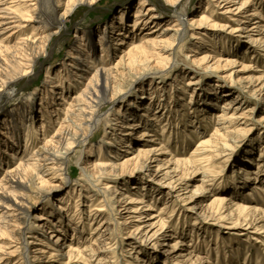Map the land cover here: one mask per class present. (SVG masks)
I'll return each instance as SVG.
<instances>
[{
	"label": "bare ground",
	"instance_id": "obj_1",
	"mask_svg": "<svg viewBox=\"0 0 264 264\" xmlns=\"http://www.w3.org/2000/svg\"><path fill=\"white\" fill-rule=\"evenodd\" d=\"M98 1L100 0H0V264H8L15 257V264H75L77 261H88L90 258H87L84 251H91L93 256L97 255V251L89 248L87 244L83 245L82 249L77 246L80 239H85L84 234L88 230L84 216H89L91 224L94 218L96 220L110 208L112 218L110 215L109 221L102 222L100 228H95L96 231L91 229L93 237L90 243L100 245L102 242L104 247L101 251L114 254L111 260L98 258L97 264H116V259L119 258H116L118 253L115 249L123 245L134 247L136 242L143 240L152 229L159 227L161 230L167 227L163 220L164 214L140 213V205L148 208L147 211H154L155 201H159L162 196L153 195L145 182L138 183L135 176L143 172H148L152 183L168 189L169 194L177 193L178 198L181 197L179 193L188 194L187 197L192 203L197 204L199 199L208 195L207 200L202 203V210L218 215L227 212V216H234L237 222L260 230L259 216H264V210L257 206L245 205L244 198L239 195L241 189L246 188L250 181L255 185L261 183V179L257 177L264 173V161L258 163L259 171L253 174L249 167L251 162L243 160L245 167H241L238 175L245 177L242 178L244 181L240 182L241 187L238 185L241 178L221 174L212 166L224 152L219 145H222L232 132L231 128L239 124L235 109L232 108L233 114L222 111V114L218 115L220 127L215 128L217 131L212 139L201 137L203 132H200V128L206 125L211 110L215 111L218 106L214 100L217 94L212 91L217 92L224 86L218 83L214 84L212 89L205 90L199 81H189L185 85L182 79L187 73L185 67L188 63L175 75L173 83L169 84L170 88H164L162 95L153 92L154 88L149 89L148 94L143 79L147 75L160 72L151 65L157 63V58H168L170 62L166 69H173L178 56L177 48L191 34L195 42L190 46H186L184 42V49L188 52L186 59L192 57L191 64L194 68L213 64L214 71H229L225 77L230 79L229 84L233 86L237 83L233 81V75L236 73L237 81L244 84L239 86L240 89L249 87L250 94L264 98V73L243 77L241 73L251 72L254 67L244 65L233 57L212 56L209 53L212 49L208 47L210 43H220L228 49L238 48L240 43L228 39L233 33H238L239 37L247 38L248 43L264 48V14L258 8L250 10L254 5L253 0H239L237 4L235 0H201L195 5L196 10L203 9L202 4L206 1L204 9L212 6V13L222 7L221 9L227 8L223 10L224 18L226 14H233L235 17L246 19H235L234 22L242 24L233 28L225 38L212 42L210 36L205 34L207 29L213 27L214 30L217 26H224L218 25L212 16L206 14L198 13L197 19L185 20V0H156L160 8L156 7L154 0H140L134 9L130 5L123 6L119 18H116L119 21L112 22L109 35L106 30L99 33V40L95 39L96 34L93 32L76 28L74 38L78 45L74 46L69 55L70 69L64 64L60 68L48 65L47 63L54 59V44L69 29V18L81 6L92 8ZM231 4L232 8L238 5L235 11L228 8ZM167 13L170 17L165 16ZM251 17H258L260 22L247 27ZM163 23L167 24L162 25ZM146 28L149 30L146 36L139 38ZM30 29L32 32L29 35ZM136 37L138 39L132 40ZM120 45L125 48L118 50ZM204 48L207 51L201 57L198 56ZM117 50L119 53H115ZM247 50L244 48L239 51L245 56ZM99 51L110 57L114 52L116 58L113 62L99 61L95 58ZM209 68L208 66L207 69ZM44 70L46 74L41 88L27 95L22 93L17 96L21 92L18 88L22 84H30ZM71 79H78V83L75 84ZM66 80L69 81V87L64 83ZM83 81V88L78 90V84ZM137 83L141 86L136 88L134 94L128 96ZM150 84L152 85V82ZM203 89L205 93L201 94ZM72 91H75V95L71 96L72 100L69 102L66 93ZM223 91L228 96H233L229 95L231 90ZM166 95L170 96L169 102ZM200 97H203L202 105L196 102ZM58 100H62V103ZM119 103H123L124 107H115ZM107 106H111V110L105 117L103 110ZM54 125H59V130L56 134L49 135V130ZM156 126H159L162 132L159 133ZM105 127H110V130L103 131ZM99 132L102 133L103 141L94 139L92 144L87 146L91 136H98ZM165 132H170L171 135L166 137L163 135ZM182 137L188 138L192 143L193 137H201L191 152H186L184 146L181 147V153L187 155H183L184 157L175 153L177 144L185 142ZM173 140L177 141L175 148L171 145ZM75 147H80L81 151L78 160L81 161V157L84 159L80 170L86 177L88 188L96 192L94 186L99 183L101 185L102 180H106L102 183V197L97 198L91 194L90 198L85 196L89 199V205L88 211H83L79 205L83 195L80 192L76 195L79 199L71 208V199L77 191L74 186L69 188L71 193L67 196L68 199L58 198L63 206L54 204L49 207L47 203H43L44 190L58 187L55 183L62 182L65 176H69L67 164ZM94 154L98 155L96 159L92 158ZM205 165L208 166V171ZM197 166L204 167L201 174L198 172L201 168H196ZM189 167L192 169L189 170ZM216 173L220 176L217 179L213 177L212 183L217 182L220 191L214 193L211 192L212 185L197 191L196 185L190 186L185 179H181L185 175L187 181H192L194 174L203 177L207 174L216 176ZM252 174L255 176L252 177ZM199 181L203 183V180ZM81 187L80 191H87L84 185ZM52 189L47 194L53 191ZM261 190L264 192V187ZM37 206H41V213L37 215L36 220H47V225L42 227L43 231L55 239L58 236L53 234V229H49L58 226L54 223L55 219L61 223L66 221V225L70 226V222L78 219V224L75 225L81 229L72 227L75 235L72 239L77 241L68 243L64 252L57 249L55 242L52 244L37 236L35 239L40 241L39 244L26 240L29 213ZM111 220L115 222L113 226L110 224ZM110 228L121 229L122 234L118 236L119 233ZM153 232L154 230L151 234ZM169 238L175 240L176 236L170 235ZM173 243L172 247L175 245ZM30 245L40 247L32 251ZM178 248L174 253L180 256ZM216 248H219V245ZM136 254L135 248L134 251L129 249L128 254L122 257V264L155 262L153 256L140 257Z\"/></svg>",
	"mask_w": 264,
	"mask_h": 264
},
{
	"label": "rangeland",
	"instance_id": "obj_2",
	"mask_svg": "<svg viewBox=\"0 0 264 264\" xmlns=\"http://www.w3.org/2000/svg\"><path fill=\"white\" fill-rule=\"evenodd\" d=\"M140 0H100L96 3V5L92 8L81 6L77 11L69 18V29L67 32H64V34L58 38L55 45V53H54V59L52 61H49L48 65H54V68H60L66 65L69 69L71 64V59L69 58V55L74 48V46H77L76 44V38H74V31L76 28L80 30H88L90 32H93L95 35V39H98L99 33H103L105 30L107 31V35H109L110 32V25L112 22H118L119 20L116 18H119V12L121 8L125 5H130L133 9L137 6ZM201 0H185L184 1V12L183 16L185 17V20L187 19H195L200 14H206L208 16H212V19L215 23L218 25L221 24L224 27L217 26L214 30L212 28H208L207 32L205 34H208L210 36V40L212 42H215L217 40H220L222 38H225V35L230 34L233 30V28H238V24H242L240 22L236 23L234 22L235 19H239L241 21H245L246 19L237 16L235 17L233 14H226V17L224 18L223 10L227 9H217L216 13H212L210 10L212 6H209L208 9H204V6L207 4L206 1L202 4L203 9H195V5L199 3ZM234 1V0H233ZM237 4L240 2L239 0H235ZM254 5L250 7V10L253 11L254 9H259L264 14V0H253ZM154 3L157 8H160L157 1L154 0ZM153 3V4H154ZM232 5H229L228 8L231 9ZM227 6V5H226ZM255 6V8L253 7ZM238 7V5L234 6L232 8V11H235V9ZM216 8V7H215ZM218 8V7H217ZM243 10V9H242ZM64 12V10H63ZM62 12V13H63ZM166 12V11H164ZM237 12V11H236ZM199 13V15H198ZM168 15H165L166 17H170L169 13ZM229 17H232L230 19ZM239 17V18H238ZM196 18V19H197ZM251 20H249V23L247 24V27L250 25H254V23L260 22V19L257 17H251ZM254 19V20H253ZM212 20V21H213ZM253 20V21H252ZM253 22V23H252ZM262 23V22H261ZM35 25H41L38 23H34ZM167 23H163L162 25H165ZM264 25V22H263ZM212 26V25H210ZM148 28H146L142 33L139 35V38L146 36ZM32 29L29 30V35L31 34ZM202 34V33H200ZM247 36V34H242V36ZM203 36V35H202ZM232 37H229L228 39H234L236 42L241 44L238 48H229L228 47H222L220 43H210L208 47L212 49V51H209V53L212 56H228L233 57L236 61H241L244 65H248L251 68L254 67V70L251 72H245L241 73L243 77L245 76H254L258 74L264 73V48L263 46H254L251 43H248L247 38L239 37L238 33H233L231 35ZM138 37L132 40H136ZM215 40V41H214ZM186 43V46L192 45L195 40L192 38L191 34L188 35L187 39L179 45L177 48V59H175L173 69H166L168 66V63L170 60L168 58H157L156 64L154 65L157 69L160 70L159 73H154L152 75H147L143 81H144V87L145 90H147L149 94V89H155L153 92H159L160 95L163 94V90L165 87H169V84L173 83V79L176 74L180 72V70L188 63V66L185 67V71L187 73L185 74V78L182 79V81L185 83V85L188 84L189 81L194 82H200V85L203 86V88L206 89H212L214 84H218L221 86H224L223 88L219 89L217 92L212 91V93H215L216 100L215 102L218 103L217 108H215V111L211 110V113H209V119L205 122V125L202 128H200V132H203V136L206 140L212 139V136L217 131L215 128L220 127V121H219V114H222V111H225L227 113H237L235 115L236 118H239V124L236 125V127L231 128L232 132L229 134L227 139L222 142V145H219V148L223 149V153L219 156L220 159L216 160L212 163V166L215 171H219L221 174L224 175H231L232 177H238L241 178L240 181H238V185L240 187L242 186V178H245L244 176H238L239 172H241V167L244 168L245 165H243V160L246 159L248 162L250 161V168L251 173L255 174L259 171L258 169V163H261V161H264V156H262V150H264V98H261L260 96H254L250 94V88H243L240 89V85H244L242 82H238L237 75H233V81L236 83V85H230V79L228 77H225L228 75V72L222 73L220 71H214L213 64H204L199 69L194 68L191 64V58L189 57L186 59L187 55V49L185 50L184 44ZM231 42V41H230ZM247 42V43H246ZM245 44V47L243 45ZM183 45V46H182ZM57 46V47H56ZM120 49L125 48V46L120 45ZM243 47V48H242ZM247 50V55H242L239 50L242 49ZM118 50L115 53H119ZM207 51L205 48L200 51L198 56H202L203 53ZM96 59L107 61V62H113L116 56L111 54H105L102 51H99L97 55H95ZM62 65V66H61ZM153 66V67H154ZM210 67L207 69V67ZM212 66V67H211ZM243 72V70L241 71ZM46 74V70L42 72L39 77H37L34 81H32L30 84H22L21 87L18 89L21 91L17 96H20L22 93L27 95L32 93L34 90L41 88L42 83L44 81V77ZM262 78V77H261ZM69 79V78H68ZM72 82L75 84L78 83V79H71ZM186 81V82H185ZM69 81H64L65 85L69 87ZM152 82V85L150 84ZM85 81H83L82 84H78V90L83 88ZM162 83V84H161ZM138 86H141L135 84L132 89L131 93L128 95L134 94L136 88ZM159 86V87H157ZM25 87V88H24ZM239 87V88H238ZM23 88V89H22ZM170 88V87H169ZM59 88H57L58 90ZM166 89V88H165ZM192 90V88H189ZM228 89L232 92L227 93L233 94V96H228L223 90ZM240 89V90H239ZM76 91V90H75ZM75 91H72L71 93H66V97L69 100V102L72 100L71 96L75 95ZM222 91V92H221ZM227 91V90H226ZM151 92V91H150ZM138 93V92H137ZM204 94L205 91H201V94ZM171 95V94H169ZM166 95L168 102L170 100V96ZM173 96V95H172ZM218 96V98H217ZM228 96V97H226ZM40 97V96H39ZM204 97V96H203ZM203 97L197 98L196 102L199 103V105H202ZM161 98V97H160ZM237 99V100H236ZM134 100V99H131ZM236 101V102H235ZM1 102V100H0ZM58 102L62 103V100H58ZM231 104V105H230ZM124 107L123 103L117 104L115 107ZM114 107V108H115ZM228 108V109H227ZM237 109V110H236ZM111 110V106H107L103 110V115L107 117ZM208 112V111H207ZM63 117V115L61 116ZM61 121V119L59 120ZM113 122V121H111ZM180 122V121H179ZM204 123V122H203ZM217 123V124H216ZM111 124V123H110ZM157 131L160 133L162 132L160 130L159 126H156ZM223 127V126H222ZM59 125H54L53 128L49 130L50 134L53 135L56 134V131L59 130ZM110 127H105L103 131H109ZM230 130V131H231ZM47 135V136H49ZM164 136H170V132H165L163 134ZM206 136V137H205ZM41 137V136H40ZM200 137V138H201ZM183 138V137H182ZM200 138H192L193 143L188 140V138L184 137L183 140L184 143L177 144V141H172L171 144L173 148L176 146L175 153L178 155H184V153H181V147L184 146L185 151H192L195 148V143ZM96 139L97 141H103L102 133L99 132L98 136L97 134L91 136L90 142L87 144L89 146L92 144V142ZM177 139V138H176ZM201 140V139H200ZM39 144H41L38 141ZM37 143V145H39ZM198 143V142H197ZM34 144V143H33ZM36 145V146H37ZM227 145L225 148L222 146ZM250 149L253 151L251 152ZM179 150V151H178ZM81 155L80 147H75L73 152L71 153L70 160L67 164V175L68 177L62 182H56L55 185L58 186L54 189L52 187L45 188L44 190V201L43 203H47V206H54V204H63L58 201V198L63 197V199H68L69 193H71L69 188H74V186L77 188V191L75 193V196L73 195V199H71V208L73 205L76 204V200L79 199L76 195L80 192L83 194L81 196L80 201V208L81 210L88 211V205H89V199H86L85 196L90 198L89 196L95 195L97 198L102 197L101 189L102 186L106 180H102L101 185L94 186L96 189L95 191H91L90 188H88L86 181V177L81 173V166L83 163V158L81 157V161H79V157ZM187 156V155H184ZM183 156V157H184ZM84 157V154H83ZM98 157L97 154H94L92 156L93 159H96ZM181 157V156H179ZM79 161V162H78ZM264 163V162H263ZM247 165V164H246ZM264 165V164H263ZM206 166V165H205ZM195 167V166H194ZM196 168H201L200 171H198L200 174L202 173V167L197 166ZM206 170L208 171V166H206ZM187 169V168H186ZM189 170L192 169L191 167L188 168ZM264 169V168H263ZM80 170V172H79ZM188 171V170H187ZM148 172H143L139 174L138 176H135L136 180H138V183L143 184L146 183V186H148L149 190L153 192V195L161 194V198L159 201H155V210L154 211H147L145 206H139L142 207L140 213L147 214V213H154V214H164V223L166 224V229H161L158 227L156 229H152L141 241H137L134 247L123 245L121 247H118L115 249V251L118 253L116 258V264H122V257L126 254H128L129 249H133L137 251L138 256L140 257H149L153 256L155 257L154 264H264V216L261 214L259 216V229L256 230L253 229L251 226H247L246 224H243V222H237L236 218L234 216H227L229 213L225 212L222 215L214 214L213 212H207L201 209L202 203L207 200L208 195H205L206 198H201L197 202V204L192 203V200H190L187 196L188 194H182L179 193L180 198H178L177 193H170L168 192V189L160 188L156 183H152V178H150L147 174ZM187 173V172H186ZM145 174V175H144ZM196 176L197 174L192 175V178L194 180L187 181V177L184 175L183 178L184 181L187 182L190 186L196 185V189L200 188H209L210 185H212L211 192H219L220 190L217 187V182L215 181L218 176L216 173V176H208L203 175ZM251 175L254 177L255 175ZM264 175V173H263ZM260 175L257 178L261 179V183L258 185H255L254 182H249L248 186L246 188L241 189V194L239 195L241 198H244V204L248 206H253L264 210V192L261 190L264 187V176ZM195 176V177H194ZM213 177H216L214 180L216 183H212ZM203 180V183H201L199 180ZM180 179V180H181ZM149 180V181H148ZM151 180V181H150ZM183 181V182H184ZM244 181V180H243ZM130 184L132 181L129 182ZM79 184L82 186L84 185L85 190H82V187L79 186ZM210 187V188H211ZM215 187V188H214ZM256 187V188H255ZM223 188V187H222ZM220 187V189H222ZM52 189L50 193L47 194V192ZM260 190V191H259ZM251 192V193H250ZM91 194V195H89ZM97 194V195H96ZM169 194V195H168ZM224 194V193H223ZM249 194H252L253 196L250 197ZM225 195H227L225 193ZM177 197V198H176ZM239 197V198H240ZM250 197V198H249ZM118 198V197H117ZM238 198V197H236ZM238 198V199H239ZM238 202H241L240 200H237ZM149 202L151 200L149 199ZM154 202V201H153ZM50 203V204H49ZM65 204V203H64ZM99 205V204H98ZM65 206V205H64ZM41 207V206H40ZM39 206L36 208H32L30 210V217L27 223V232H26V240L28 242H35V244H39L40 241H37L35 237H39L42 239L47 240L48 242H51L52 244L55 242V246L57 249H62L64 252L68 243L73 241H77V239H72L75 237L74 232L72 231V227H76L77 229H81L80 226H76L75 224H78V219L75 220L73 223L70 222V225L68 222L58 221L57 219L54 220V223L58 226L54 228H49L50 230L53 229V234L57 235L58 238L55 239V237H50L49 234L44 233L43 226H46L48 221H37L36 217L41 213ZM55 208V207H54ZM70 208V207H69ZM145 209V210H144ZM56 211H58L56 209ZM87 214V212H86ZM225 214V215H224ZM110 215L112 218V210L111 208L107 213H104L103 215L93 219V222L90 223L89 216H84L85 218V227L88 229L86 230L85 239H80V243H77V246L79 249H82L84 246L89 245V248H93L97 251V255L93 256L91 255V251H84L85 255H87L88 261H77L75 264H97L98 258L104 259V260H111V257L114 256V254H110L112 252H102L104 246H102V242L99 244L92 245L90 243L91 238L93 235L90 233L91 229L96 231L97 228L101 227V223L105 220L110 219ZM224 217V218H223ZM226 217V218H225ZM144 220V219H143ZM241 223V224H240ZM73 224V225H72ZM89 224V225H88ZM112 226L115 224L113 220H111L110 223ZM145 224V223H143ZM50 226V225H49ZM111 226V227H112ZM59 227V228H58ZM73 227V228H74ZM84 227V228H85ZM57 228V229H56ZM96 228V229H95ZM76 229V230H77ZM114 230L113 228H110ZM154 230V232L151 234V232ZM164 230V231H162ZM114 232L122 234L121 229H116ZM257 232V233H256ZM94 233V232H92ZM194 233H197L196 235ZM150 235V236H149ZM170 235L176 236L175 240H172L169 238ZM41 236V237H40ZM117 238V235L115 236ZM219 237V238H218ZM72 239V241H71ZM176 242V243H173ZM22 242V241H21ZM20 242V243H21ZM114 242V241H113ZM172 243L175 244L172 247ZM76 244V243H75ZM20 245V244H19ZM219 248H216L218 247ZM21 246V245H20ZM23 246V245H22ZM30 249L33 251L36 248H39V245H30ZM64 249H63V248ZM179 247V248H178ZM178 248V251H180V256L178 254H175V249ZM177 251V252H178ZM134 253V252H133ZM33 255V254H32ZM32 255L30 257H32ZM16 259L12 258L8 264H15ZM18 261V260H17Z\"/></svg>",
	"mask_w": 264,
	"mask_h": 264
}]
</instances>
